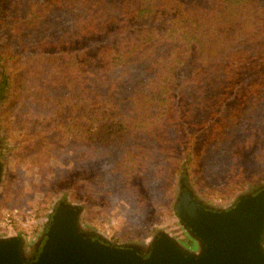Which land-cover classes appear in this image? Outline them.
I'll list each match as a JSON object with an SVG mask.
<instances>
[{"label":"trees","instance_id":"trees-1","mask_svg":"<svg viewBox=\"0 0 264 264\" xmlns=\"http://www.w3.org/2000/svg\"><path fill=\"white\" fill-rule=\"evenodd\" d=\"M50 17L61 26L31 42ZM31 99L49 104L45 149L94 144L58 174L73 198L107 213L119 194L127 222L149 183L169 205L181 171L231 196L264 179V0H0L1 119ZM125 146L101 192L84 162Z\"/></svg>","mask_w":264,"mask_h":264},{"label":"rangeland","instance_id":"rangeland-1","mask_svg":"<svg viewBox=\"0 0 264 264\" xmlns=\"http://www.w3.org/2000/svg\"><path fill=\"white\" fill-rule=\"evenodd\" d=\"M61 21L62 19L57 17H50L44 21L37 31L33 33L34 36L31 37V42H33V37L37 40L48 36L51 32H55L61 26ZM3 38L5 39V36ZM23 105L24 107L17 116H12L17 114L14 106L10 109L12 114L5 115L2 119L0 117V164L2 166L0 180V236L20 235L24 237L28 245L35 243L44 229H46L53 209L61 201H67L70 204L84 207V227L89 231L104 236L112 244L146 243L151 236L162 230L176 236L181 241L187 242L186 236L181 231L174 216L173 209L175 196L179 191L178 180L181 172H179L177 178L172 179L175 185V192L169 205L166 206V202L164 203L163 201L164 184L163 179H159L149 183L148 190H145L142 194L151 206L145 207L141 211L142 213L140 212V214L133 216V220L124 222L127 205L119 202V194L111 200L108 212L104 213L101 210V204H86L79 199L71 197L73 191L72 186L69 187L71 183L62 184L59 181L56 182L60 177L58 174L64 170L65 162L77 159L76 156L87 152L88 148L92 149L94 144L87 146L88 148L78 146L81 148L78 149L76 154L73 152V144L65 146V151L54 150L53 147L45 149L42 146V142H38L36 139L38 133L41 132V124L40 120L34 119V115L45 114L49 104L37 105L31 99L28 103H23ZM124 150H129V148L125 146L113 154L109 153L110 156L102 153L104 155L101 154V157L84 162V166L91 173H99L101 175L105 183V186L100 189L101 192L103 189L110 194L116 191L115 189L118 185L108 180V171L111 170V166L118 159H121ZM47 157H56V160L49 161L43 168H40L38 165L43 164ZM19 161L22 162V168L18 166ZM32 164L35 167L32 168ZM44 172H46L44 178L38 177L39 174ZM186 173L189 184L196 194L205 202L217 207L228 206L238 196L246 194L259 184L264 183V179L256 182H247L242 189L229 196L222 192L224 183L218 181L217 176L210 177L205 173V179L200 185L196 186L191 181L189 172L187 171ZM51 175L55 177L51 179ZM18 176L21 178H18ZM75 181L76 179L73 180L72 184ZM110 182L113 185H109ZM7 216L11 220L10 223L6 222Z\"/></svg>","mask_w":264,"mask_h":264},{"label":"water","instance_id":"water-1","mask_svg":"<svg viewBox=\"0 0 264 264\" xmlns=\"http://www.w3.org/2000/svg\"><path fill=\"white\" fill-rule=\"evenodd\" d=\"M178 183L174 216L187 242L162 230L114 245L84 227V207L61 201L35 243L0 236V264H264V183L225 207L201 199L186 172Z\"/></svg>","mask_w":264,"mask_h":264},{"label":"flooded vegetation","instance_id":"flooded-vegetation-1","mask_svg":"<svg viewBox=\"0 0 264 264\" xmlns=\"http://www.w3.org/2000/svg\"><path fill=\"white\" fill-rule=\"evenodd\" d=\"M1 175H2V166H1V164H0V177H1ZM43 234H44V231H43V233L40 235V237H41ZM114 244H116V245H121L120 243H114ZM30 254H31V255H34L35 252H34V251H31Z\"/></svg>","mask_w":264,"mask_h":264},{"label":"built area","instance_id":"built-area-1","mask_svg":"<svg viewBox=\"0 0 264 264\" xmlns=\"http://www.w3.org/2000/svg\"><path fill=\"white\" fill-rule=\"evenodd\" d=\"M9 217L7 216V218H6V222H8V223H10L11 222V220L10 219H8Z\"/></svg>","mask_w":264,"mask_h":264}]
</instances>
